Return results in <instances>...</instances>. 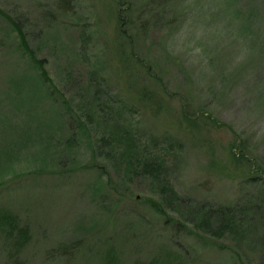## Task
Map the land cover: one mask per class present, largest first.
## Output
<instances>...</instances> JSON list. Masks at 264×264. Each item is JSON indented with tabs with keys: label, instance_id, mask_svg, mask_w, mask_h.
Instances as JSON below:
<instances>
[{
	"label": "rangeland",
	"instance_id": "rangeland-1",
	"mask_svg": "<svg viewBox=\"0 0 264 264\" xmlns=\"http://www.w3.org/2000/svg\"><path fill=\"white\" fill-rule=\"evenodd\" d=\"M146 1L0 0V264H264V51Z\"/></svg>",
	"mask_w": 264,
	"mask_h": 264
},
{
	"label": "trees",
	"instance_id": "trees-1",
	"mask_svg": "<svg viewBox=\"0 0 264 264\" xmlns=\"http://www.w3.org/2000/svg\"><path fill=\"white\" fill-rule=\"evenodd\" d=\"M130 3H133V1L127 2L128 5H130ZM67 5L69 4L65 3L63 7L67 8ZM196 7L203 9L204 16L200 15L201 18L195 19L191 23H194L196 20H201L208 29L212 28L213 22H218V24H216V29L218 30L214 32L216 34L211 32L205 35V37H208V40L215 39V37L217 38L219 35H224V33H226V36L223 40H226L231 36L233 37V34H237L246 44H249L250 42L248 41H251L253 45H255V42L258 40V46L262 52L264 51V42L262 41V43L260 41L264 37V0H147L143 6L139 7L140 9L135 10L129 8V10L126 11V19L120 18L121 30L122 33L126 35L128 42H135L140 32H149L151 27L156 26L157 23L163 21L176 23L181 18L184 21L192 20ZM10 20L20 31L21 35L24 36L25 33L22 27L24 24H20L13 18ZM231 39L232 38H230V40ZM221 42L223 41L221 37H219L217 45ZM262 44L263 46H261ZM33 62L39 66L43 77H45L50 86L56 91L52 80L49 78L44 68L45 60L34 57ZM209 63L214 66L217 65L212 58L209 59ZM221 76L224 82L227 78V74L223 72ZM261 79L262 78L258 79V81H261ZM261 82L264 85V81ZM258 83L257 81L253 82V87H260ZM110 197L112 198V196ZM151 204L154 206L156 203L152 201ZM256 205L259 207V203L253 206ZM73 248H75L74 243H64L55 248V251H59L61 255L69 257V252Z\"/></svg>",
	"mask_w": 264,
	"mask_h": 264
},
{
	"label": "water",
	"instance_id": "water-1",
	"mask_svg": "<svg viewBox=\"0 0 264 264\" xmlns=\"http://www.w3.org/2000/svg\"><path fill=\"white\" fill-rule=\"evenodd\" d=\"M140 196H138V198H139Z\"/></svg>",
	"mask_w": 264,
	"mask_h": 264
}]
</instances>
